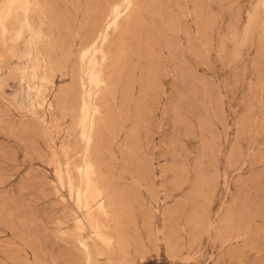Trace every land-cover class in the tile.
<instances>
[{
    "label": "rangeland",
    "instance_id": "374dc122",
    "mask_svg": "<svg viewBox=\"0 0 264 264\" xmlns=\"http://www.w3.org/2000/svg\"><path fill=\"white\" fill-rule=\"evenodd\" d=\"M118 1L40 0L31 29L0 28V264H88L57 171L68 163L81 184L70 88ZM47 35L48 82L35 60ZM118 51L93 132L111 241L85 221L91 264H264V0H133L103 45L105 71Z\"/></svg>",
    "mask_w": 264,
    "mask_h": 264
},
{
    "label": "bare ground",
    "instance_id": "6f19581e",
    "mask_svg": "<svg viewBox=\"0 0 264 264\" xmlns=\"http://www.w3.org/2000/svg\"><path fill=\"white\" fill-rule=\"evenodd\" d=\"M132 5H133V0H119L118 2H114L111 5L112 8L111 13L109 14L105 22L100 24L98 29L96 28L93 29L92 31L89 30L91 31V33L87 35V38L89 37V39L87 43L80 48L77 57L79 64L78 68L80 69L79 72L76 71L77 74H75L76 77L74 79V83H72V86L70 88L72 90L73 107L75 110L74 120L79 130V140L84 143L83 159L80 163H78L75 166L76 171L81 178V184H79L77 187L73 185L68 163L65 164L66 170L65 167H63L62 165L60 166V168L57 171V176H58L57 178L61 183L64 182L67 183L68 185L67 187L71 192L70 194L74 195L78 210L82 212V217L76 218V225H77L76 229L79 231L77 232L79 233V241L81 244V249L88 259V264H91L92 248L88 238L83 235V232L86 227L85 221L88 222L90 228L93 230L94 233V235L92 234L93 236H95L97 239H99L101 242L104 243H108L111 241V238L108 237L105 234V232L102 230L101 217L107 216L109 210H107L106 207L105 194L100 185L98 170L94 162L95 149H94L93 132L102 115V106H101L102 102L100 103L99 101L100 99H102L101 95H105L108 92L111 94L117 92L116 90L118 88L119 77H121L120 76L121 74L119 75V71H118L119 66H117V62H119L122 52L119 51H118L119 53L116 52V54L114 55L117 56L114 57L116 58V60L114 58L111 59L114 61V63L111 61V63H113L112 66H114V69H111L109 72L108 70L105 71L102 66V61L105 58V53L103 52V45L106 41L110 40L111 32L117 29L119 21L128 16ZM40 6H41L40 0H8L0 13L1 30L6 31L8 25L13 22H16L21 27V31L25 28L31 29L32 12L39 9ZM69 37H71V35ZM68 44L69 43L67 44L65 43L63 49H65ZM67 49L69 50V48ZM35 60L36 62H45L46 70L42 76V79L47 81V78L50 77L54 72V64L58 61V55L55 48V40L50 38L49 35L45 37L44 41L42 42V45L36 48ZM122 63H124V61ZM33 91L36 92V97L38 100L43 99L44 97L43 89H41L40 87H36L35 90ZM110 106H112V104ZM71 112L72 111H70V113ZM104 117H105V112H104ZM100 163L101 160L99 164ZM95 201H97L96 207L93 205V202ZM116 216L117 215H115V217ZM70 233L73 234L74 236L73 232Z\"/></svg>",
    "mask_w": 264,
    "mask_h": 264
}]
</instances>
